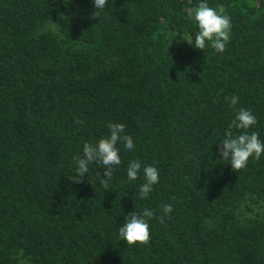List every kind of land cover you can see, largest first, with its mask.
Segmentation results:
<instances>
[{
	"label": "trees",
	"instance_id": "trees-1",
	"mask_svg": "<svg viewBox=\"0 0 264 264\" xmlns=\"http://www.w3.org/2000/svg\"><path fill=\"white\" fill-rule=\"evenodd\" d=\"M199 2L0 0V264H264V157L233 170L219 153L240 107L264 140V0H207L231 17L222 53L184 40ZM109 122L133 152L118 145L107 189L95 162L73 181ZM130 159L159 169L148 199L142 175L127 181ZM146 207L150 240L120 241Z\"/></svg>",
	"mask_w": 264,
	"mask_h": 264
},
{
	"label": "clouds",
	"instance_id": "clouds-1",
	"mask_svg": "<svg viewBox=\"0 0 264 264\" xmlns=\"http://www.w3.org/2000/svg\"><path fill=\"white\" fill-rule=\"evenodd\" d=\"M94 7L100 11L105 9L107 0H92ZM192 18L198 31L195 39H184L193 48L205 50L210 48L217 53L225 50L226 43L230 39L231 17L224 12L223 8L209 6L207 0H200L198 5L191 11ZM175 35L170 38V44ZM232 106L237 105L239 97L232 95L226 97ZM257 123L256 116L250 109L240 107L235 111L232 123L225 129L224 138L220 140L219 153L222 158H228L233 170L245 168L249 159L260 160L264 157V140H261L256 131L249 132ZM108 134L94 141H85L82 145L81 154L74 158L75 172L72 180L81 182L89 171L90 165H101L104 170L100 184L105 189L109 187L114 170L120 168V147L125 153H132L135 144L131 136L126 134V126L123 122H109L107 124ZM232 128L241 129L233 133ZM127 181H135L142 175L143 182L138 185V196L140 200L148 199L153 191V186L159 184V169L155 164H145L139 159H130L126 167ZM163 216L172 211V206L164 203L162 206ZM154 216L150 208H143L140 212L136 209L127 214L123 224L118 228L120 241L127 245L146 244L150 240L149 220ZM163 222V217H161Z\"/></svg>",
	"mask_w": 264,
	"mask_h": 264
},
{
	"label": "rangeland",
	"instance_id": "rangeland-1",
	"mask_svg": "<svg viewBox=\"0 0 264 264\" xmlns=\"http://www.w3.org/2000/svg\"><path fill=\"white\" fill-rule=\"evenodd\" d=\"M48 29L56 31L58 29V20H55V21L51 22L49 24V26H48ZM255 210H256V212H261V213L264 214V204H262L261 206L257 207ZM22 264H30V263L28 262V260L25 259V260L22 261Z\"/></svg>",
	"mask_w": 264,
	"mask_h": 264
}]
</instances>
